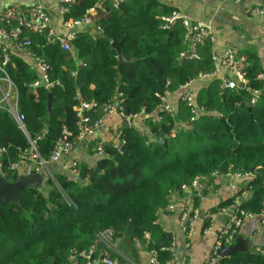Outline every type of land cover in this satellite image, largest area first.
I'll return each instance as SVG.
<instances>
[{"label": "trees", "instance_id": "1", "mask_svg": "<svg viewBox=\"0 0 264 264\" xmlns=\"http://www.w3.org/2000/svg\"><path fill=\"white\" fill-rule=\"evenodd\" d=\"M65 7L63 23L91 20L84 30L75 29L69 50L49 32L26 29L23 35L32 42L30 51L47 64L50 88L34 87L37 71L19 52L10 51L7 71L18 92L23 129L0 110L3 178L20 180V167L12 166L30 164L32 145L46 164L66 134L77 145L83 104L93 106L83 113L92 124L104 120L112 105L124 118L144 116L162 143L125 127L119 142L124 141L126 151L101 143L106 158L96 168L77 163L74 179L54 174L44 190L24 189L19 202L0 207V264H86L80 255L92 248L101 261L104 249L96 243L108 231L116 240H138L156 264H170L174 236L159 225V215L197 179L209 186L216 177L249 176L243 190L219 208H233L241 198L240 211L264 215V81L258 78L264 61L253 51L236 52L249 87L260 91L256 105L242 87L223 89L220 79H212L195 98L204 114L192 121L193 108L181 100L173 117L163 111L162 98L215 71L214 44L199 45V59L187 58L186 29L181 21L166 27L165 19L176 10L158 0H123L119 7L110 1L71 0ZM93 8L96 12L89 14ZM18 25L13 18L0 28L10 31ZM123 41L127 61L119 68L113 44ZM206 193L204 187L201 196L193 195L195 209ZM105 250L116 264H127L117 249ZM218 264H264V247L219 258Z\"/></svg>", "mask_w": 264, "mask_h": 264}, {"label": "crops", "instance_id": "2", "mask_svg": "<svg viewBox=\"0 0 264 264\" xmlns=\"http://www.w3.org/2000/svg\"><path fill=\"white\" fill-rule=\"evenodd\" d=\"M161 4L174 8L182 13L190 21L207 25L214 37L213 52L223 55L227 50L235 52L253 51L264 61V16L254 17L251 9L264 0H248L237 4L231 0H158ZM61 0H0V13L10 7L28 8L37 4L45 6L51 14L52 29L58 36H67L72 29L63 25V17L59 4ZM97 33V32H96ZM224 75L226 71H222ZM216 78H221L219 74ZM216 78H200L192 83L195 98L198 93L208 86L209 81ZM182 91L170 93L166 98V104L173 107L177 112L181 103ZM125 127H132L151 139L157 137L146 122V117L137 116L127 119L119 114H111L104 119L103 124L86 139L79 141L74 150L65 155L58 162H51L42 167L40 174L42 184L39 189L45 188L48 176L64 174L74 179L76 176L71 171L73 163H84L90 168H96L98 158L94 147L101 143L119 144L120 134ZM158 138V137H157ZM158 140L162 141L161 138ZM18 173L25 177V166L20 165ZM46 172V174H45ZM0 177H3L0 170ZM249 181L239 182V190ZM232 181L230 177H216L211 185L206 186V195L202 199L198 209H195L192 191L184 194L176 193L174 199L178 203L176 212L163 211L159 215V225L167 233L175 237V253L180 264H204L212 252L218 235L232 216L231 208L220 210L219 206L233 198L230 190ZM192 215L197 213V218L190 233L183 230L181 214ZM195 215V214H194ZM209 215L214 216L210 221ZM206 224L209 227L206 228ZM246 240L250 251L264 247V226L260 217L252 218L244 222L237 237ZM118 253L127 264H154L152 256L145 247L136 239L126 240L120 243ZM117 262V260H116ZM74 264L76 262L74 261ZM218 264V260L214 263Z\"/></svg>", "mask_w": 264, "mask_h": 264}, {"label": "built area", "instance_id": "3", "mask_svg": "<svg viewBox=\"0 0 264 264\" xmlns=\"http://www.w3.org/2000/svg\"><path fill=\"white\" fill-rule=\"evenodd\" d=\"M71 0H61L59 4L60 12L62 17L68 12V9L65 7V4L69 3ZM101 1H110L115 7H119L123 0H99ZM237 4L244 3L248 0H231ZM100 8V4L96 6ZM96 12V8L91 9L88 13L93 14ZM251 14L254 17L264 16V1L257 3L252 9ZM16 18L18 20L19 25L15 28H12L10 31L6 28H0V110L7 112L9 115L14 117L18 124L23 129V117L20 114L19 109V96L16 89V86L10 75L7 71V67L9 65L10 59V51L14 50L21 54V56L28 62V64L37 71L39 79L34 84V87H51L49 82V78L47 75L48 66L44 62L43 59L36 56L30 51V46L32 42L29 39H24V30H29L33 34H42L45 32L50 33V37H55L57 41H59L62 47L65 50H69V42H72L74 38L75 29L79 25H89L91 23L90 18L86 17L81 22H70L63 23L65 27L68 29H72L71 33L67 36H58L52 29V18L50 11L43 5L37 4L28 8H6L0 13V23L1 24H11L12 19ZM166 27L173 25L177 21H181L186 29V38L189 42V52L187 54V58L199 59V55L197 53V48L199 45L204 44L208 40L214 44L215 40L212 35L210 28L207 25L202 23H195L190 21L187 17H185L182 13L175 11L172 16L165 19ZM64 22V20H63ZM185 54H183L184 56ZM213 61L215 62V71L209 75H203L201 78H216L219 74H221L222 88L229 90H236L239 87H242L247 92H249L253 97L251 100V105H256L260 99V91L253 90L249 87L248 81L245 78L243 73L242 61L237 53L229 49L223 55H217L214 53ZM264 69V66H263ZM222 71H226L227 73L224 75ZM258 78L264 81V70L258 75ZM218 79V78H216ZM182 96L181 100L184 101L188 106L193 108L194 118L192 121H195L196 118L200 117L205 113L204 109H199L196 105V100L194 96V91L192 89V83H189L181 88ZM164 101V105L162 107L163 111L171 114V116L176 115V111L173 107L166 104V96L162 98ZM93 106L83 104L81 109L79 110L78 117L80 118L81 131L78 135V141H82L86 139L88 136L92 135L102 124L104 120H98L94 124L90 123V119L83 115L85 110L91 109ZM161 109V110H162ZM111 114H119L116 106L112 105L108 107L107 114L105 118H107ZM120 115V114H119ZM122 116V115H120ZM123 117V116H122ZM137 116H134L135 118ZM132 119V118H127ZM157 121L160 122V118H157ZM76 144L72 141H68V134L60 141L51 156L50 162H58L65 155H68L71 151L74 150ZM124 146V141L116 144L117 150L121 153L122 147ZM30 156V164H28L25 168V175L31 176L37 172L42 170V167L47 164L38 159L37 148L35 145H32ZM95 155L98 158V161L106 158L105 150L102 144H98L94 149ZM19 167V164L13 165L12 170H15ZM72 173L77 177L79 175V171L77 169V163H73L71 165ZM230 177L232 184L230 185V190L233 192V197L240 191L239 190V182L248 181L249 176L233 174L228 175ZM206 185L205 179H197L193 182L190 191H194L193 195L201 196L202 191ZM189 189V188H187ZM248 193H244V197H247ZM241 198H236V204L233 208H231L232 216L227 222V224L222 229L221 233L218 235L217 242L208 256L206 262L204 264H214L217 260H219V250L221 249L222 243L226 246H229L234 243L236 240V236L238 235L239 230L241 229L244 222L249 219L260 217L261 224L264 226V215L255 216L250 213H245L240 211L237 207L240 204ZM177 201L173 199L171 201L170 206L168 207L169 212H176L178 209ZM195 214V215H194ZM193 215H188L187 213L181 214V221L183 225V230L186 234L190 233L192 230V226L197 218V213ZM210 221H214V216L209 215ZM98 241H101L104 245V252L101 254V257L104 256V259L98 261V258L95 257V249L92 248L89 252L81 253V257L85 259L86 264H116L114 260L110 257L109 253L105 249H117L116 247V237L113 232L108 231L102 235ZM174 252V259L170 264H180L178 257L175 253V237L174 244L171 248ZM75 260V259H74ZM152 262L156 264V260L152 257Z\"/></svg>", "mask_w": 264, "mask_h": 264}, {"label": "water", "instance_id": "4", "mask_svg": "<svg viewBox=\"0 0 264 264\" xmlns=\"http://www.w3.org/2000/svg\"><path fill=\"white\" fill-rule=\"evenodd\" d=\"M78 30H84V25H79L77 27ZM74 32V31H73ZM92 33H96L95 30L91 29ZM124 43H118L113 44V46L117 49L118 55H119V68L121 65L127 61L126 58H124L121 50V46ZM73 43L69 42V47H72ZM49 110L52 111V96L50 95V101H49ZM163 130L165 133H167L166 127L163 126ZM154 141H157L158 144H161L162 141L158 140L157 137H154ZM122 151H126V147H122ZM28 153H31V149L28 151ZM99 171V169H97ZM42 184V176L40 174H34L31 176H25L21 177L18 182H9L3 177H0V207L7 203H14L19 202V195L24 189L28 188H38ZM206 188V185H205ZM187 191H190V189H187ZM247 241L244 240L241 236L236 238V241L226 246L224 243H222L221 249L219 250V256L220 258H226L232 255H235L239 252H249ZM121 239L116 240V247L118 248L120 246ZM96 246L99 250H102L104 248V245L101 241H97ZM101 259H104V256L101 257Z\"/></svg>", "mask_w": 264, "mask_h": 264}, {"label": "rangeland", "instance_id": "5", "mask_svg": "<svg viewBox=\"0 0 264 264\" xmlns=\"http://www.w3.org/2000/svg\"><path fill=\"white\" fill-rule=\"evenodd\" d=\"M44 167L46 168V166H44ZM46 169H47V168H46ZM47 170H48V169H47ZM45 174H46V172H45ZM48 178H52V176H50V177L48 176Z\"/></svg>", "mask_w": 264, "mask_h": 264}]
</instances>
